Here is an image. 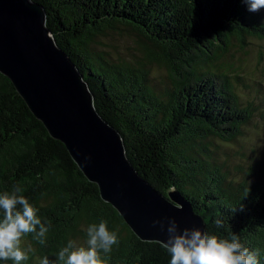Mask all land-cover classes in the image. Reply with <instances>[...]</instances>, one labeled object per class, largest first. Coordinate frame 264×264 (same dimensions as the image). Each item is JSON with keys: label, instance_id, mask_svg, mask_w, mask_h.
I'll return each instance as SVG.
<instances>
[{"label": "trees", "instance_id": "1", "mask_svg": "<svg viewBox=\"0 0 264 264\" xmlns=\"http://www.w3.org/2000/svg\"><path fill=\"white\" fill-rule=\"evenodd\" d=\"M34 1L141 178L163 194L177 189L208 234L237 236L264 264V151L247 140L250 126L264 133V81L240 74L241 57L231 54L236 44L248 53L252 39L264 42V9L250 13L241 0ZM118 29L148 47L135 63L103 49L101 37ZM155 63L167 68L160 81ZM17 185L49 228L43 244L22 237L31 249L25 264L44 256L55 264L69 239L84 242L87 226L101 220L119 237L100 254L103 264H168L162 244L130 230L0 73V191Z\"/></svg>", "mask_w": 264, "mask_h": 264}, {"label": "water", "instance_id": "2", "mask_svg": "<svg viewBox=\"0 0 264 264\" xmlns=\"http://www.w3.org/2000/svg\"><path fill=\"white\" fill-rule=\"evenodd\" d=\"M45 19L34 0H0V73L140 240L166 241L153 221L168 217L181 230L205 231L203 218L181 192L169 188L163 194L141 178L119 131L97 112L83 74L58 47Z\"/></svg>", "mask_w": 264, "mask_h": 264}, {"label": "clouds", "instance_id": "3", "mask_svg": "<svg viewBox=\"0 0 264 264\" xmlns=\"http://www.w3.org/2000/svg\"><path fill=\"white\" fill-rule=\"evenodd\" d=\"M246 10L257 13L264 9V0H241ZM23 188L14 186L0 191V264H25L31 249L21 247V239L33 234L43 244L49 230L42 221L39 208L22 195ZM219 224V221H217ZM166 232L162 247L170 257L168 264H261L259 254L245 247L235 235L231 239L210 235L198 227L180 229L175 218L154 220ZM119 244L118 233L109 230L101 220L85 230L83 244L69 239L57 253L55 264H103L101 253L108 254ZM39 264H53L47 256Z\"/></svg>", "mask_w": 264, "mask_h": 264}, {"label": "rangeland", "instance_id": "4", "mask_svg": "<svg viewBox=\"0 0 264 264\" xmlns=\"http://www.w3.org/2000/svg\"><path fill=\"white\" fill-rule=\"evenodd\" d=\"M118 30L111 31L112 33L101 37L100 41L105 44L102 46L103 49L108 50L111 53L110 57L115 60H126L135 63L138 58L143 56L142 51H148V47H146L144 43L138 41L139 37L136 36L134 32L129 30ZM252 42L253 44L251 46L253 49H250L248 53L246 51H241V53H239V46L236 44V46L231 49V54L235 55V59L241 57L240 60L235 61V64L239 65L238 69L240 70V74L246 78L264 81V42L256 39H252ZM259 49L262 51L261 58H259ZM166 72L167 68L163 67L161 64L155 63L151 66V73H153V78L156 77V81H160ZM245 92H247V89L238 84L236 93L244 96ZM261 128L264 131V127L262 126ZM262 136L264 137L262 131L253 129L252 126L247 128V140L258 143L259 151L263 152L264 138ZM76 241L83 244L80 240ZM21 244H23L22 239Z\"/></svg>", "mask_w": 264, "mask_h": 264}, {"label": "bare ground", "instance_id": "5", "mask_svg": "<svg viewBox=\"0 0 264 264\" xmlns=\"http://www.w3.org/2000/svg\"><path fill=\"white\" fill-rule=\"evenodd\" d=\"M91 4V3H90Z\"/></svg>", "mask_w": 264, "mask_h": 264}]
</instances>
